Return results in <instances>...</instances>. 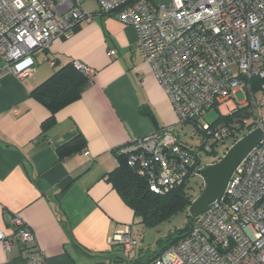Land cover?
<instances>
[{
	"label": "built area",
	"instance_id": "obj_1",
	"mask_svg": "<svg viewBox=\"0 0 264 264\" xmlns=\"http://www.w3.org/2000/svg\"><path fill=\"white\" fill-rule=\"evenodd\" d=\"M95 1L100 12L115 13L134 28L138 51L168 95L176 123L193 122L201 137L198 146H186L172 126H164L116 149L147 178L151 192L164 194L188 174L198 175L203 154L229 143L239 122L201 121L207 110L215 108L220 115L246 110L250 116L243 123L261 124L264 0ZM91 16L82 0H0V76H31L32 53L47 49L56 37L71 35L80 20ZM73 64L88 85L93 83L94 68ZM239 89L243 101L234 100ZM256 93L262 100H256ZM9 226L8 233L0 231L4 249L17 243L25 264H47L33 232L17 214L10 216ZM110 239L125 253L139 244L130 223ZM129 264H134L131 259ZM143 264H264V137L234 168L221 198L196 216L176 242Z\"/></svg>",
	"mask_w": 264,
	"mask_h": 264
},
{
	"label": "crops",
	"instance_id": "obj_2",
	"mask_svg": "<svg viewBox=\"0 0 264 264\" xmlns=\"http://www.w3.org/2000/svg\"><path fill=\"white\" fill-rule=\"evenodd\" d=\"M82 7L91 18L34 51L31 76H0V231L8 233L9 218L17 214L47 264H142L162 246L144 242L147 227L107 175L117 165L118 147L175 125L177 116L138 51L134 28L115 13L100 12L95 0H82ZM68 61L94 68L93 83L42 132L49 112L29 91ZM77 135L84 146L60 156L57 148ZM129 223L139 244L125 253L110 238ZM23 254L17 243L5 250L0 242V264H25Z\"/></svg>",
	"mask_w": 264,
	"mask_h": 264
},
{
	"label": "trees",
	"instance_id": "obj_3",
	"mask_svg": "<svg viewBox=\"0 0 264 264\" xmlns=\"http://www.w3.org/2000/svg\"><path fill=\"white\" fill-rule=\"evenodd\" d=\"M87 86L85 75L75 68L73 61H68L56 67L48 77L32 87L29 91V96L43 105L49 112L48 117L41 122V131L45 132L51 127L55 123V113L67 104L77 100ZM249 116L250 113L246 110L236 111L230 115L218 114L213 122L219 119L231 120L235 118L239 122V126L230 131L231 140L227 145L222 146L224 148L222 152L218 153L220 148L215 150L216 156L213 157L210 163H206L203 166L220 159L227 148L234 143L235 139H239L251 130L250 125L252 123L245 124L242 122V118ZM84 144V139L77 135L60 145L57 148V152L60 156L67 155L81 149ZM116 159L117 165L108 173L107 180L111 183L121 200L133 210L134 215L144 227H154L179 210L187 212L188 221L186 225L176 229L174 233L164 238L160 250L162 251L168 245L176 242L191 226L193 219L189 217L188 207L197 196L193 198L191 193L193 187L188 185V181L190 178H195L196 175L188 174L181 184L164 194H156L148 189L147 178L129 167L126 153H116ZM200 162L201 160L197 162V165L201 169L203 166L200 165ZM198 176L200 175L198 174ZM202 180L204 179L202 178ZM195 182H198V179H194V184ZM199 184L204 185V181H199ZM200 191L201 189H199L198 194Z\"/></svg>",
	"mask_w": 264,
	"mask_h": 264
},
{
	"label": "water",
	"instance_id": "obj_4",
	"mask_svg": "<svg viewBox=\"0 0 264 264\" xmlns=\"http://www.w3.org/2000/svg\"><path fill=\"white\" fill-rule=\"evenodd\" d=\"M263 137L264 117L260 125L254 127L231 144L220 159L203 166L199 170V175L204 179V185L188 207L190 219L206 212L221 198L234 168Z\"/></svg>",
	"mask_w": 264,
	"mask_h": 264
},
{
	"label": "rangeland",
	"instance_id": "obj_5",
	"mask_svg": "<svg viewBox=\"0 0 264 264\" xmlns=\"http://www.w3.org/2000/svg\"><path fill=\"white\" fill-rule=\"evenodd\" d=\"M157 2H166L167 0H155ZM245 98L244 92L242 90H237L234 94L235 101H243ZM263 95L260 93H256V100H262ZM258 109V108H257ZM218 116V111L215 108H211L205 112L202 116L201 121L204 122H213ZM264 117V109H259L257 111V118L258 120H262ZM251 129L256 126V123H252ZM172 132L177 136L179 142L186 146H198L201 142V137L197 133L195 124L193 122H183V123H176L172 125ZM237 139H235L236 141ZM229 142V140H227ZM234 141V142H235ZM224 148H220L218 153L220 154ZM216 156L214 152L212 153H204L200 162V165L203 166L206 163H210L213 160V157ZM200 178V180H199ZM194 179H198V182H195ZM199 181L203 182L202 176L196 175L195 178L188 181V185L192 186L191 193L193 194V198L198 195L199 189L203 188V185L199 184ZM188 221L187 212L184 210H179L174 213L168 219L162 221L161 223L157 224L154 227L146 228V233L144 237V242H148L151 245V249L158 250L164 242V238L172 233L175 232L176 229H180L186 225ZM157 240H160L157 243Z\"/></svg>",
	"mask_w": 264,
	"mask_h": 264
}]
</instances>
